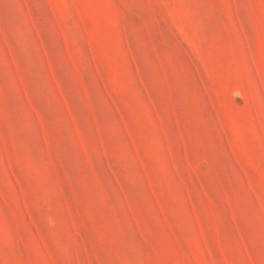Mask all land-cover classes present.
Segmentation results:
<instances>
[{
  "label": "rangeland",
  "instance_id": "rangeland-1",
  "mask_svg": "<svg viewBox=\"0 0 264 264\" xmlns=\"http://www.w3.org/2000/svg\"><path fill=\"white\" fill-rule=\"evenodd\" d=\"M0 264H264V0H0Z\"/></svg>",
  "mask_w": 264,
  "mask_h": 264
}]
</instances>
